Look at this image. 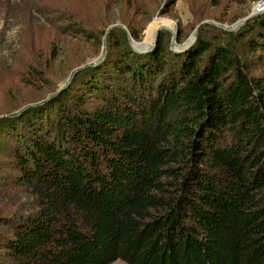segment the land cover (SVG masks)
Listing matches in <instances>:
<instances>
[{"label": "trees", "instance_id": "16d2710c", "mask_svg": "<svg viewBox=\"0 0 264 264\" xmlns=\"http://www.w3.org/2000/svg\"><path fill=\"white\" fill-rule=\"evenodd\" d=\"M77 18L68 30L93 39ZM234 33L264 53V12ZM41 42H21L0 83L53 90L60 52L45 65ZM237 48L202 39L172 64L161 35L117 43L0 112V264H264V77Z\"/></svg>", "mask_w": 264, "mask_h": 264}, {"label": "rangeland", "instance_id": "374dc122", "mask_svg": "<svg viewBox=\"0 0 264 264\" xmlns=\"http://www.w3.org/2000/svg\"><path fill=\"white\" fill-rule=\"evenodd\" d=\"M257 1L240 4L231 0H12L9 6L0 4V72H6L5 64L11 65L12 54L26 39L38 37L42 40L44 50L39 55L47 66L51 58L52 41L58 44L57 50L60 52L53 62V71L49 72V78L54 82L51 84L55 85L53 90L46 87L38 91V85L33 87L32 84H26L21 91L11 81L1 82L0 112L12 110L19 104L27 106L35 96L39 98L59 92L72 80L76 74L72 73L79 66V69L89 68L96 62L106 61L114 53L115 44L123 43L132 48L130 37L133 43L146 49L154 41L158 27L163 24L175 31L162 28L158 33V39L160 35L164 38L172 64L180 62L189 50L195 49L205 39L225 43L236 49L238 46L243 58L252 62L251 73L264 77V53L250 50L240 40L235 42L234 32L247 21L237 30L229 32L226 28L252 12ZM28 6L32 10L26 14L24 10ZM78 16L83 18L81 22L86 23L88 30H93V39L86 40L84 35H76L74 31L68 30V20L78 19ZM115 23L126 29L113 27L114 31L108 33ZM133 32L138 34V38ZM144 41L145 46L141 47ZM10 68L17 72V68ZM87 73L88 69L81 74L86 77ZM24 77L33 80V75L27 69ZM91 102L96 100L92 98ZM0 231L7 232V227L0 225ZM110 264L130 263L118 258Z\"/></svg>", "mask_w": 264, "mask_h": 264}, {"label": "water", "instance_id": "95a60500", "mask_svg": "<svg viewBox=\"0 0 264 264\" xmlns=\"http://www.w3.org/2000/svg\"><path fill=\"white\" fill-rule=\"evenodd\" d=\"M262 12H264V10H261V11H255V10H253L252 12H250L248 15H246V16H244V17H242L240 20H238L236 23H234L231 27H226L228 30H237L241 25H243L246 21H248L250 18H252L253 16H255V15H257V14H259V13H262ZM115 26H122V27H124L125 28V26H123V25H120V24H117V23H115V24H113L112 26H111V28H113V27H115ZM110 28V29H111ZM162 28H169V29H171L173 32H175L174 31V29L172 28V27H170V26H167V25H160L159 27H158V29H157V32H156V35H155V39H154V41L152 42V44L150 45V46H148L146 49H142V48H140L139 46L138 47H134L136 50H139V51H148V50H151V49H153L155 46H156V44H157V41H158V33H159V30H161ZM126 29V28H125ZM130 42H131V44L133 45V40L131 39V37H130ZM81 66H79L76 70H74L73 71V73H72V75H74L76 72H77V70L80 68ZM63 88V87H62ZM61 88V89H62Z\"/></svg>", "mask_w": 264, "mask_h": 264}, {"label": "built area", "instance_id": "2783aa9c", "mask_svg": "<svg viewBox=\"0 0 264 264\" xmlns=\"http://www.w3.org/2000/svg\"><path fill=\"white\" fill-rule=\"evenodd\" d=\"M253 10H255V11L264 10V0H258L255 3V6L253 7Z\"/></svg>", "mask_w": 264, "mask_h": 264}, {"label": "bare ground", "instance_id": "6f19581e", "mask_svg": "<svg viewBox=\"0 0 264 264\" xmlns=\"http://www.w3.org/2000/svg\"><path fill=\"white\" fill-rule=\"evenodd\" d=\"M143 45L145 46V41L141 44V47H143ZM133 46L138 47L139 45L135 42V43H133Z\"/></svg>", "mask_w": 264, "mask_h": 264}]
</instances>
